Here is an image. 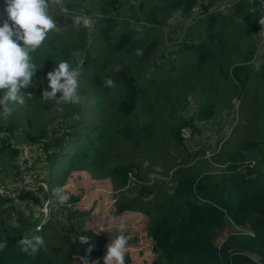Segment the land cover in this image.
Here are the masks:
<instances>
[{
    "label": "rangeland",
    "instance_id": "374dc122",
    "mask_svg": "<svg viewBox=\"0 0 264 264\" xmlns=\"http://www.w3.org/2000/svg\"><path fill=\"white\" fill-rule=\"evenodd\" d=\"M205 1L216 6L224 0ZM240 1L244 6L238 15L232 9L234 3L227 12H219L223 15L218 13L216 25L208 29V16L193 23L190 11L183 13L181 7H176V0H127L116 13L110 0H65L70 13L91 17L94 28L76 29L70 16L58 14L61 31L50 32L42 47L31 54L40 69L33 90H22L25 105L18 106L9 117L0 111L4 129L10 124L15 126L10 143L18 148L15 155L0 151V185L16 193L15 197L3 198L6 200L0 205V219L16 224L23 214L28 220L40 218L36 231L37 226L42 230L46 224L63 227V232L64 228L88 229L105 236L109 243L123 234L128 241L125 264H152L162 255L150 235V226L170 206L166 193L174 187L172 172L178 167H193L215 179L219 174L254 169L264 173V27L255 29L252 21L244 19L253 12L258 15L257 6H249L253 1ZM5 7L4 0H0V23L7 19ZM100 15L110 16L111 21ZM123 35H128V42L116 49ZM52 38L56 40L48 42ZM137 49L143 54L136 55ZM86 51L93 57L88 67L81 65L79 77L80 92L86 100L80 105L63 106L70 110L79 107V117L83 116L88 126L77 121L74 128L60 126L66 129L64 138L71 129L87 134L76 138L81 144L75 151L60 156L55 154L60 143L53 142L55 136L51 133L57 129L54 121L58 123L61 115L54 102L41 99L47 87L45 77L55 61L68 60L75 67L77 58L72 53H81L82 59ZM117 65L127 69L137 87L136 105L128 113L117 106L122 95L120 85L107 87L103 83ZM236 65L247 71L240 75L248 77L242 89L233 77L225 78L235 75L232 67ZM5 91L0 90V98ZM133 118L141 125L137 130L139 146L143 143L147 148L141 145V154L137 153L136 180L129 177L130 183L120 187L115 182L119 176L111 174L109 168L114 153L127 144L120 127ZM181 119H193L195 128L184 126L190 129V136L181 137L179 144L170 137V128ZM25 130L41 140L28 141ZM87 135L96 148H88ZM0 139L6 140V135L1 134ZM233 165L238 167L234 171ZM139 184H148L151 192L129 190L130 185ZM57 186L70 194V207L60 205L51 196ZM28 191L31 196H21ZM108 218L116 223L102 231ZM121 221L126 225L123 233L118 231ZM236 230L234 224L216 229L213 243L219 246ZM28 255L31 263L85 264L76 256L69 258L66 250L60 254L44 250L42 260L36 254ZM250 257L259 260L255 255Z\"/></svg>",
    "mask_w": 264,
    "mask_h": 264
},
{
    "label": "trees",
    "instance_id": "16d2710c",
    "mask_svg": "<svg viewBox=\"0 0 264 264\" xmlns=\"http://www.w3.org/2000/svg\"><path fill=\"white\" fill-rule=\"evenodd\" d=\"M110 1L114 13H116L118 6L127 0ZM194 1L176 0V7H181L182 12L187 13ZM205 2L203 11H207L210 7L209 3ZM235 3L232 9L234 8L238 15L244 5L240 0ZM249 6H257V2H251ZM218 13L207 15L211 22L208 29H211L216 23V15L221 14ZM99 17L108 22L111 21L110 16L100 15ZM244 19L252 21L251 27L255 29L263 26L259 23L261 18L255 15L254 12L251 15H245ZM124 23H128V21L124 20ZM54 40L56 38H52L48 42ZM104 40L107 41L108 37L105 36ZM127 42L128 35H123L116 42L115 48L121 49ZM84 54L82 66L88 67L93 57L87 51ZM232 71L235 75L230 74L225 78L233 77L240 88H244L248 77L240 75L246 69L243 66L236 65L232 67ZM110 78L122 89V95L117 101L119 111L128 113L135 107L137 102V87L133 84L134 77L127 72L126 68H120L119 71L113 70ZM25 90L29 92L33 90V86ZM62 107L63 111H58V114L61 115L58 123L54 121L57 124V129L51 133L55 136L53 142L60 143L55 153L60 156L75 151L76 146L81 144V141L76 140V138L87 134L78 129H71L67 133L68 137L64 138L63 132L66 129H63L65 127L60 125L65 124L69 128H74L77 121L83 123L84 126H88V123L83 120V116L79 117V115H82L79 107L75 110H70L63 105ZM207 114H211V111ZM125 123L124 126L120 127V134L127 144L120 148L119 153H114L112 166L109 168L111 174L119 176V179H116L115 182L120 187H125L130 183L128 182L129 177L136 180L135 176L138 173L134 169L138 168L137 153L141 154V145L147 148V145L143 143L139 146L140 140L137 130L140 123L135 118ZM184 126L194 127L193 119H181L170 128V137H174L179 144L182 142L180 130ZM7 127V129H4L5 126L0 124V135L5 134L7 138L6 140L0 139V151L4 152L5 155H9V153L15 155L18 153V148L11 146L10 143L11 132H13L15 126L10 124ZM58 131H61L60 135ZM23 132L30 142L41 140L27 130ZM44 132L47 133V129H44ZM87 136L88 148H96V145L92 143L93 139L90 135ZM71 138L75 140L71 141ZM45 145H48L46 141ZM83 154L87 153L84 152ZM236 168L238 167L235 165L231 166L232 171ZM198 170H194L193 167L189 166H180L172 172L174 187L166 193L170 206L164 215L154 219L150 226V235L162 255V259L156 260L152 264H264V173L254 169L253 171H241L231 175L221 176L219 174V178L215 179L216 176ZM134 189L138 193L151 192V187L148 184H139L136 187L130 185L129 190ZM30 193L29 191L21 193V196H31ZM133 198L131 197L130 200L132 201ZM5 200L1 197L0 205ZM39 219L28 220L23 214L17 217L16 224L0 219V264H9L14 260H17L16 264H45L43 261L31 263L28 253L21 251L19 241L24 238V234L29 237H43L44 246L40 247L36 253L39 260H42L41 255L44 250L52 249V251L59 254L66 250L69 258L76 256L83 263H85L86 256L89 264H97V262L98 264H104L103 258L109 244L105 236L88 229L76 231L74 228H64L65 232H63V227L59 229L55 225L49 227L47 224L41 231H36L35 224ZM229 224H234L239 230L230 232L219 246L215 245L212 241L213 232ZM74 231L73 237L70 234ZM81 235L86 238L84 242L79 238ZM89 247L93 249L91 253L87 252ZM250 255H255L259 260L252 259Z\"/></svg>",
    "mask_w": 264,
    "mask_h": 264
},
{
    "label": "clouds",
    "instance_id": "9594fccd",
    "mask_svg": "<svg viewBox=\"0 0 264 264\" xmlns=\"http://www.w3.org/2000/svg\"><path fill=\"white\" fill-rule=\"evenodd\" d=\"M4 3L7 19L0 23V90L6 91L0 98V111L4 117H9L18 106L25 105L26 95L22 90L33 85V78L40 69L31 54L42 47L50 32L61 31L56 16L58 14H63L65 18L70 16L71 25L76 29L83 26L92 30L94 21L89 16L70 13L65 0H4ZM259 23L264 25V19ZM142 54V50H136V55ZM72 56L77 58L75 67L68 60L61 59L55 61V67L45 77L47 87L42 91L41 99L45 103L54 102L57 106L56 111H63L64 104L80 105L86 100L80 92L79 77L83 63L80 59L81 53L73 52ZM113 70L119 71V65ZM103 83L107 87H115V82L110 77L105 78ZM27 95L31 98V93ZM51 196L60 205L71 206L68 204L70 194L63 187L57 186L52 189ZM115 223L114 218H108L105 221L107 226L102 225V231ZM125 228V223L119 222L118 231L123 233ZM40 230V226H37V231ZM80 240L84 242L86 238L82 236ZM19 244L21 251L35 255L39 248L44 246V239L42 236L29 237L24 234ZM127 244V237L123 234L112 238L107 245L104 264H125ZM92 250L89 247L87 252L91 253ZM85 264H89L86 256Z\"/></svg>",
    "mask_w": 264,
    "mask_h": 264
},
{
    "label": "built area",
    "instance_id": "2783aa9c",
    "mask_svg": "<svg viewBox=\"0 0 264 264\" xmlns=\"http://www.w3.org/2000/svg\"><path fill=\"white\" fill-rule=\"evenodd\" d=\"M252 1L257 2L258 16L261 19H264V0H252ZM234 3L235 2H231L230 0H224L219 5L210 6L208 7L207 11H203V6L205 5V1L195 0L190 9L191 22L194 23L198 21L199 19H201L202 17L206 16L207 14L216 13V12H227L228 9H230ZM263 42H264V38H263ZM180 133H181V136L186 139L188 135L190 136V129L189 128L187 129L186 127H182ZM0 190H2V192H0V197L10 198V197L16 196V193L12 192L8 187L4 185H0ZM80 237H82V235Z\"/></svg>",
    "mask_w": 264,
    "mask_h": 264
},
{
    "label": "crops",
    "instance_id": "0c3cea01",
    "mask_svg": "<svg viewBox=\"0 0 264 264\" xmlns=\"http://www.w3.org/2000/svg\"><path fill=\"white\" fill-rule=\"evenodd\" d=\"M207 15H208V14H207ZM207 15H206L205 17H207ZM222 15H223V14H222ZM217 21H218V20H217ZM217 21H216V22H217ZM214 24L216 25V23H214ZM194 27H195V26H194Z\"/></svg>",
    "mask_w": 264,
    "mask_h": 264
}]
</instances>
